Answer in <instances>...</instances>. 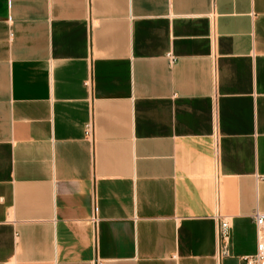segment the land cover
Segmentation results:
<instances>
[{"label":"crops","instance_id":"obj_1","mask_svg":"<svg viewBox=\"0 0 264 264\" xmlns=\"http://www.w3.org/2000/svg\"><path fill=\"white\" fill-rule=\"evenodd\" d=\"M256 211L264 0H0V264H246Z\"/></svg>","mask_w":264,"mask_h":264},{"label":"built area","instance_id":"obj_2","mask_svg":"<svg viewBox=\"0 0 264 264\" xmlns=\"http://www.w3.org/2000/svg\"><path fill=\"white\" fill-rule=\"evenodd\" d=\"M211 44H212V62H213V80H214V87H215V27L212 24V31H211ZM215 89V88H214ZM85 138L93 141L94 140V123L93 119L85 126ZM214 143L216 146L217 152V133L215 132L213 135ZM95 222V218H93ZM252 221L255 226V235H256V248L255 252L251 255L245 256L244 261L246 264H264V213L256 211L252 215ZM230 224L229 221L222 217L220 220L216 221V238L217 240H221L222 242V250L221 254L226 255L227 249L225 247L228 236H229Z\"/></svg>","mask_w":264,"mask_h":264}]
</instances>
